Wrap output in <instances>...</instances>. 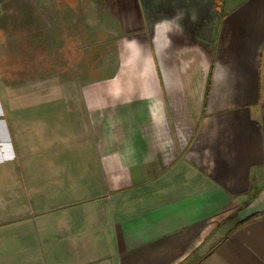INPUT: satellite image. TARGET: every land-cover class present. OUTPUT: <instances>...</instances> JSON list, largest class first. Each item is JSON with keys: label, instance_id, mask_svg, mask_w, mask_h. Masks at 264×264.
Masks as SVG:
<instances>
[{"label": "crops", "instance_id": "crops-1", "mask_svg": "<svg viewBox=\"0 0 264 264\" xmlns=\"http://www.w3.org/2000/svg\"><path fill=\"white\" fill-rule=\"evenodd\" d=\"M77 1L0 6L57 52ZM100 1L116 29L99 74L87 44L70 42L74 33L68 66L54 65L63 87L53 107L82 141L70 176L53 178L52 208L42 200L44 174L21 183L36 190L30 209L67 218L37 219L28 245L97 234L113 246V264H264V0ZM5 99L0 133L19 131L20 146L25 129L12 124ZM5 142L0 134V164H13L19 156Z\"/></svg>", "mask_w": 264, "mask_h": 264}, {"label": "rangeland", "instance_id": "rangeland-1", "mask_svg": "<svg viewBox=\"0 0 264 264\" xmlns=\"http://www.w3.org/2000/svg\"><path fill=\"white\" fill-rule=\"evenodd\" d=\"M8 13L11 11L0 13V94L6 97L3 103L14 109L12 124L22 123L25 131L22 143L19 142L21 148L15 136L19 131L0 133L3 140L6 137V154L19 156L14 158L13 164H0V264H113L110 256L113 246L106 243L104 235L79 237L74 243L68 238L61 241L43 237L36 244L28 245L27 242H32L36 236L37 219L47 224L67 217L30 209L38 197L36 190L22 189L21 183L27 185L28 182L29 187L35 182L33 176L35 179L44 174L46 188L42 200L46 207L52 208L56 200L53 178L67 182L69 168L74 166L70 165V158L78 151L76 144H82L71 131L68 113L56 112L57 108L53 107L52 93L59 86L63 87V84L54 83V74L59 72L54 65L68 64L67 42L74 33L70 42L76 47L87 44L93 55L92 73L99 74L97 60L102 47L109 43L108 30L115 31L116 22L100 0H78L71 19H62V26L71 33L63 35L67 44L64 43L62 51L56 52L51 40L37 34L36 25L28 26L26 19L7 20ZM30 22L35 24L36 20ZM112 35L115 36V32ZM74 69L79 74V66ZM22 93L34 94L36 98L20 100L18 97ZM17 109L21 110L15 113ZM1 117L5 119L0 116V126L4 121ZM28 176L30 180L24 179Z\"/></svg>", "mask_w": 264, "mask_h": 264}, {"label": "water", "instance_id": "water-1", "mask_svg": "<svg viewBox=\"0 0 264 264\" xmlns=\"http://www.w3.org/2000/svg\"><path fill=\"white\" fill-rule=\"evenodd\" d=\"M0 12H1V6H0Z\"/></svg>", "mask_w": 264, "mask_h": 264}]
</instances>
